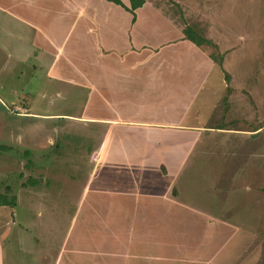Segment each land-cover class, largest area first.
I'll use <instances>...</instances> for the list:
<instances>
[{
    "label": "rangeland",
    "instance_id": "obj_1",
    "mask_svg": "<svg viewBox=\"0 0 264 264\" xmlns=\"http://www.w3.org/2000/svg\"><path fill=\"white\" fill-rule=\"evenodd\" d=\"M75 1L63 6L60 0H0V192L14 195L12 202L0 205V232L8 225V232L0 237V264H54L60 259L59 249L73 216L91 211L86 203L77 212L86 177L96 167L93 153L101 124L77 117L83 106V87H68L46 72L54 59L51 51L61 40L54 56L56 74L61 75L64 66L90 68L78 59L88 62L92 58L83 42L71 39L73 35L69 40L63 37L74 16ZM122 1L128 5V0ZM88 2L100 14L110 5L118 22L123 20L122 10L129 12L107 0ZM139 8L141 36L160 40L165 33L173 35L189 26L210 42L198 48L220 59L218 64L208 55L213 67L196 81L197 100L193 98L186 117L187 123L210 128L202 131L196 147L189 150L191 161L176 175V185L171 176L162 185L174 200L183 197L197 204L210 197L212 206L200 211L215 217L207 222L193 218L194 208L186 207L177 219L168 203L151 208L158 216L155 220L167 216L166 223L151 225L164 232L151 228L146 233L143 223L135 225L136 214L144 209L140 202L132 211L128 209L132 202L125 189L124 194L120 191V209L111 208L100 197L96 214L102 220L104 235L98 240L103 247L97 249L91 237L87 245L76 239L72 246L76 258L81 260L84 249L100 255L93 264H172L171 259L174 264H264V221L258 220L261 214L264 220V0H144ZM171 21L176 31L168 28ZM70 76L79 78L73 71ZM158 92L159 87H148L146 93L153 101L152 95ZM219 123L222 131L215 129ZM212 156L217 158V168L228 170L233 164L232 181H221L224 185L213 192L208 178H214L212 183L215 178L216 182L225 179L223 174L206 173L216 160ZM160 169L165 175L164 165ZM99 183L94 178L92 184ZM121 184L126 187L127 182ZM113 186L120 187V183ZM177 189L180 197L175 195ZM225 194H229L226 200ZM74 226L79 228L81 223ZM74 226L71 241L79 238Z\"/></svg>",
    "mask_w": 264,
    "mask_h": 264
},
{
    "label": "crops",
    "instance_id": "obj_2",
    "mask_svg": "<svg viewBox=\"0 0 264 264\" xmlns=\"http://www.w3.org/2000/svg\"><path fill=\"white\" fill-rule=\"evenodd\" d=\"M60 2L63 6H68L69 0H60ZM106 5L109 6V9L105 10L104 8L100 14L96 6L90 4L88 0H79L78 2L76 0L75 4L71 6L74 16L71 22L66 25V31L63 34L67 40L73 35L71 39L83 42L82 45L86 48V53L91 54L92 58L88 62L78 59L90 68L85 69L79 64L71 70L64 66L61 75L56 74L54 72L55 57L58 56L57 52L62 40L55 46V50L51 51L55 60L52 59L46 68L49 76H55L54 78L65 81L63 83L66 86L84 88L83 106L77 117L101 124L99 129L102 130L95 147V153H93L97 157L96 167L91 169L86 177L84 191L77 210V212H81L83 205L87 203L86 209L91 211L83 213L81 216L78 213L73 216V224L70 223L67 228L59 249L60 259L54 264H75L76 259H80L76 258L78 253L72 247L76 239L87 245L91 237L97 249L103 247L101 239L104 234L100 226L102 220L100 222V216L96 214V205L101 197L102 201L104 199L109 201L111 208L120 209L122 207L120 191L125 189L130 192L127 195L132 202L128 209L132 211L134 207L137 208L139 202L144 209L143 212L138 211L136 214L135 217L138 218L135 225L143 223L142 230H145L146 233L152 231V224H160V221L167 222L166 215L159 216V221L155 220L154 217L158 216L153 213L151 208L166 207L168 203L172 204L171 207L175 210L177 219L181 217L178 216L180 212L183 214V210L188 209L186 207L194 208L193 218H202L207 222V218L212 220L215 217L211 213H201L200 211L201 207L212 206L210 202L208 203L210 197L206 198V201L198 200L196 204L192 200H184L183 197L174 200L168 197L165 190L162 189L167 176L174 177L173 181L176 185V175L183 172L182 168L187 160H190L189 150L196 147L195 144L199 141L198 137L202 131H207L210 128L209 125L203 127L199 124L187 123L186 117L193 98L197 100L198 90L195 83L200 80L202 74L210 71L213 67L211 60L205 50L182 39L180 32L173 35L165 33L160 40H155L151 35L149 38L141 36L140 25H138L140 6L134 9V21L130 20V12L127 14L122 10L123 20L118 22L117 17L110 12L111 6ZM153 10L161 18L170 20L162 15L161 11L155 8ZM53 14H55L54 8ZM171 23L172 25H168V28L170 31L173 29L176 31L175 25L172 21ZM59 27L60 25L57 24L56 28ZM76 28L78 31H73ZM52 45H54L53 41ZM80 55L82 53L77 56ZM93 61L96 62L95 66L91 64ZM71 71L79 75L78 80L70 76ZM148 87L149 89L159 87L160 92L152 95V99L156 101H151L150 96L147 95ZM99 97H102L103 100L100 101ZM158 101L161 102L160 105H158ZM215 129L222 131L221 127ZM205 137L206 140L208 137ZM214 139L217 138L214 137ZM204 142L208 145L206 141ZM168 145L172 146V151L168 150ZM206 158H209V153ZM214 159L216 160L213 165L203 168H206V173L211 176L223 174L225 180L220 179L219 182H216L215 178L212 183L214 178L209 177L208 183L211 184L208 188L212 192L216 190V186L224 185L233 177L231 162V166L227 170L226 168H217V158L214 157ZM241 160L242 157H240ZM208 163H211V159L207 165ZM227 163L224 160L225 167ZM160 165H164L165 175L162 173ZM247 172L248 169L244 170V173ZM104 173L107 174H105L107 178L103 179ZM233 173L237 174V170ZM94 178L100 179L99 185L92 184ZM114 182L120 183V187L113 186ZM126 182V187L122 186L121 183ZM124 193L122 191L121 194ZM175 195L180 197L179 189ZM228 195H224L225 200ZM261 198L263 199V197ZM257 200L260 201V198ZM79 219L80 222H78ZM177 219L175 221L178 222ZM258 220L264 221L262 214ZM76 223H81V226L76 228L74 226ZM73 226L75 227L74 234H77L79 238H73L74 240L71 241L68 238L71 237V227ZM152 229L159 233L164 232L161 228ZM7 232L8 225H4V228H1L0 237ZM99 238H101L100 241ZM160 250L161 253L164 251V249ZM63 251L64 255H62ZM80 251L83 256L79 255L82 257L79 264H93L94 259L100 258L97 252H89L84 249ZM171 257H174L173 254ZM170 261L174 264L172 259Z\"/></svg>",
    "mask_w": 264,
    "mask_h": 264
},
{
    "label": "trees",
    "instance_id": "obj_3",
    "mask_svg": "<svg viewBox=\"0 0 264 264\" xmlns=\"http://www.w3.org/2000/svg\"><path fill=\"white\" fill-rule=\"evenodd\" d=\"M109 1H112V2H115V3L119 4V5H121L123 7V9L129 11L130 14H131L130 20L134 21V19H135L134 8H136L137 6H140L144 0H128V5H126L122 0H109ZM179 30L182 33L181 38L188 40L189 42L194 44L196 47H199L202 43H205V44L210 43L209 40L206 39L205 36L197 34L189 26H182V27H180ZM208 55L215 62H217L218 64L219 63L221 64L220 59H219V62H218V61H216L215 58H213V56L211 54L208 53ZM225 75H227V74L225 73ZM216 127H222L221 123L216 125ZM263 189H264V187H263ZM12 198H14V195H9L6 191L0 192V205H4V204L7 205L8 203L12 202Z\"/></svg>",
    "mask_w": 264,
    "mask_h": 264
}]
</instances>
